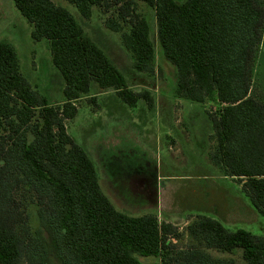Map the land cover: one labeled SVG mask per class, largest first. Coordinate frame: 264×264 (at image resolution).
<instances>
[{
  "label": "trees",
  "instance_id": "16d2710c",
  "mask_svg": "<svg viewBox=\"0 0 264 264\" xmlns=\"http://www.w3.org/2000/svg\"><path fill=\"white\" fill-rule=\"evenodd\" d=\"M12 1L30 24L31 38L46 39L64 99L48 102L21 73L13 44L0 40V264H147L138 256L160 258L150 264H237L206 249H240L245 264H264L263 236L197 215L185 227L189 243L173 251L174 225L152 213L132 216L114 207L66 121L92 82L128 106L142 99L151 107L153 99L148 90L129 88L68 9L52 0ZM66 1L84 19L93 8L116 5L105 27L120 33L135 71L155 72L149 24L136 12L135 0ZM141 1L153 8L157 40L176 68L177 97L221 105L215 115L207 113L216 144L211 158L264 218V98L251 93L263 0ZM32 202L38 221L33 230L27 211Z\"/></svg>",
  "mask_w": 264,
  "mask_h": 264
},
{
  "label": "rangeland",
  "instance_id": "374dc122",
  "mask_svg": "<svg viewBox=\"0 0 264 264\" xmlns=\"http://www.w3.org/2000/svg\"><path fill=\"white\" fill-rule=\"evenodd\" d=\"M53 1L69 10L82 29L121 70L129 85L140 88L151 87L153 89L161 87L160 94L166 96L170 101H174L176 68L165 58L157 40L156 22L152 7L141 0H135L136 12L147 19L150 38L154 43L156 69L152 75H147L138 74L133 69L131 54L121 44L120 33L109 30L104 25V20L115 14L116 5L109 4L106 7L93 8L92 13L94 15L86 20L80 15L76 7L68 1ZM175 1L181 3L184 0ZM128 28L129 24H125L124 30H128ZM30 31V24L15 8L13 1L0 0V40L13 44L18 55L20 71L31 86L43 95L48 102L61 103L64 99L62 94L63 79L52 63L48 43L46 39L34 41L30 36ZM93 87H98L95 82L90 85L91 91H93ZM251 93L258 98H264V30L254 60ZM107 97L104 96L103 98ZM108 99H101L97 102L102 104L103 101ZM112 99L118 98L114 94ZM84 100L81 99L78 102V110L74 118L70 122L66 121L67 132L74 142L80 145L92 159L102 188L104 189L103 181L105 179L107 185L111 186L108 189V192H110L108 199L116 209L132 216L158 213L160 222L174 223L178 233L176 239L171 238V246L175 247L172 249L174 251L189 243L185 227L194 218L192 215L201 212V208L206 205L202 204L205 201L204 194H206V203H214L221 201V192L224 193L221 190L226 189L235 195V201L233 205H226L227 208L223 207L219 211L218 216L223 224L230 229L240 228L264 237V218L252 207L248 198L241 191L238 181L225 175L221 166L213 162L211 154H213L216 145L214 139L213 144L209 147V158L211 163L216 165L219 177L217 178L215 171L208 166L203 165L201 170L196 166L191 167L193 162L202 160L203 151L206 150L202 148H206L207 143L211 140V137H209L208 141L203 132H207L208 125H212L207 113L215 115L220 109L221 105L217 101L208 99L202 107L198 102L182 99L183 106L180 115L183 116L185 126L190 128L191 134L187 143H180L179 145L187 165H178L167 151L169 141L171 137H174V134L176 135V132L173 131V134L165 129L166 118L163 117L161 121L157 115V110L152 109L150 113L146 114L149 120L146 123L143 115L138 113L144 105L143 102H139L137 108L132 109L136 120H134L135 123H131V118L126 115L128 109L123 111L112 108L111 111L114 112V117L96 116L94 115L95 111H93L94 102ZM160 111L162 112L163 109L161 108ZM163 115L165 116V114ZM106 116L110 119H105ZM100 117L103 119L99 120ZM100 121H103V125L98 124ZM197 133L198 136L193 137ZM200 133L203 134L201 137ZM175 157L179 158L180 155ZM183 172L192 176L200 173H206L204 176H208L207 173H211L213 177H210V179L190 177L191 179L183 181L165 179V175L168 173ZM127 178H132L135 181L145 178L149 186L148 194L153 196L158 207L156 205L147 207L143 203L134 202V197L125 195V193V203H120L118 199L121 198L122 200V197L117 195L118 193L116 194L119 187L118 182L123 179L126 183ZM215 183L223 188L220 189ZM181 184L202 186L200 188L185 189L180 186ZM36 208L35 203H27V211L30 213L29 225L32 230L38 224ZM206 250L213 257L232 258L237 264H245L241 258L240 249H236L231 254L214 249ZM138 258L147 264L160 261L159 257L138 256Z\"/></svg>",
  "mask_w": 264,
  "mask_h": 264
},
{
  "label": "crops",
  "instance_id": "0c3cea01",
  "mask_svg": "<svg viewBox=\"0 0 264 264\" xmlns=\"http://www.w3.org/2000/svg\"><path fill=\"white\" fill-rule=\"evenodd\" d=\"M53 1V0H52ZM54 2V1H53ZM55 3V2H54ZM93 12V11H92ZM92 15H94V13H92ZM89 20V19H86ZM85 31V30H84ZM86 32V31H85ZM155 54V53H154ZM117 67V66H116ZM118 68V67H117ZM119 69V68H118ZM120 70V69H119ZM121 71V70H120ZM138 74H146L144 72H138ZM126 79V78H125ZM127 81V79H126ZM128 83V81H127ZM128 86L130 89H133L134 91H140V90H148L152 99H153V104L151 107H148L146 102L142 99L138 100L135 106H128L125 102H123L116 94L113 90H101L98 87L95 88L93 87V91H91V89L89 90V93L87 95H84L83 97H81L77 102V110H78V102L81 99H85L84 101L86 102H94V109L93 111H95L94 115L96 116H104L107 115L108 117H114L113 113L111 111L112 108L114 109H120L123 111H126V109H128L129 111H126V115L128 117L131 118V123H135L134 120H136L135 118V114H133L132 109L137 108V105L139 104V102H143L144 105H142V107L140 108V111L138 112L139 114H142L144 117V120L146 121V123L149 122V120L147 119V115L148 113H150V110L155 109L157 110V115L159 116L160 120L162 121L163 117L166 118V126L165 129H167L170 133H173V131L176 132V135L174 134V137H171L169 144H168V149L167 151L170 154V157H172L177 163L178 165H182V164H186L187 162H185V156L183 155V152L181 150V148L179 147L180 143H187L189 141V136H190V128H187L185 126V124L183 123V116L180 115L181 112V107L183 106L182 102H183V98H179L177 97L176 93L173 95L174 101H170L169 99H167L166 96H163L160 94L161 91V87H157V88H149V87H144V88H140V87H133L131 85ZM33 87V86H32ZM116 95V97L118 99H112L113 95ZM104 96H108L107 98H109L106 101H103L102 104H99L97 101L101 100V99H107V98H103ZM90 97H94V101H89ZM88 99V100H87ZM96 100V101H95ZM190 101V100H188ZM193 102V101H191ZM199 103V102H198ZM202 105V107L206 104V102L200 103ZM146 105V107H145ZM192 106V105H191ZM163 109V111L161 112L160 109ZM204 109V108H203ZM165 114V116L163 115ZM106 116L105 119H110ZM74 118V117H73ZM103 118L100 117L99 120H102ZM68 122H70L71 120H67ZM103 121H100L98 124H102ZM103 125V124H102ZM100 125V126H102ZM67 129V126H66ZM207 132H203L204 133V137L207 138V140L209 141V137H211L213 135V129H212V125L211 126H207ZM203 134L200 133V137ZM198 136L197 135H193V137ZM213 138L211 137V140L209 141V143H207L206 148L203 147L202 149H206L203 151V157L202 160H197L195 162H193L191 164V167L196 166L199 167L198 169L201 170V168L203 169V165L210 167L212 170L215 171V174L217 176V178L219 177V173L216 169V165L212 164L209 158V147L211 144H213ZM172 152H174L172 154ZM176 155H180L179 158L175 157ZM180 160V161H179ZM185 162V163H184ZM185 166V165H183ZM206 174V173H205ZM204 173H200L198 175H186V172L183 173H168L167 175H165V179L168 180H188L191 179L190 177H205V179H210V177H213V175L211 173H207L208 176H204ZM112 180V179H110ZM148 182L146 181L145 178H140L137 179L136 181L132 178H127V182L125 183L122 179L119 180L118 182V190L116 192L117 195H120L122 197V200L120 198V200L118 199V201L120 203H125V195H131L132 198L134 197V202H140L145 204L147 207L148 206H157V202H155V200L153 199V196H151V194H148ZM103 184L105 186L104 189L102 188L101 184L100 187L101 189L104 191V194L107 197H110V192H108V189H110L111 186L107 185V180L105 179L103 181ZM220 189H222L223 187L221 185H218L217 183H215ZM205 185V184H204ZM180 186H182L185 189L188 188H200V186L202 185H184L181 184ZM106 189V190H105ZM221 191H224V193L221 192V201H216V202H210V203H206V194H204V202L202 204H206L203 208H201V212H197V214L192 215V217H196L197 215H207L210 217H213L215 219H218L222 222L221 218L218 216L219 211L222 210L223 207L227 208V206L229 205H233L234 201H235V195L230 193L228 190L226 189H222ZM125 193V195H124ZM203 195V194H202ZM196 196V195H194ZM201 197V196H200ZM192 198V197H191ZM116 205V204H115ZM214 207H213V206ZM158 207V206H157ZM201 207V206H200ZM233 208V207H232ZM230 210V209H228ZM231 211V210H230ZM158 217V213L155 214ZM189 220V219H188ZM166 221V220H165ZM223 223V222H222ZM172 225L176 226L174 223H171ZM226 253V252H223Z\"/></svg>",
  "mask_w": 264,
  "mask_h": 264
}]
</instances>
